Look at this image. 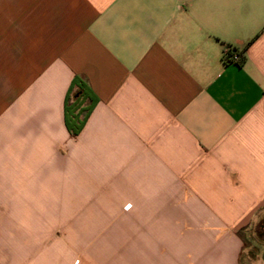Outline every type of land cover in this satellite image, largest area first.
Segmentation results:
<instances>
[{
    "label": "crops",
    "instance_id": "obj_1",
    "mask_svg": "<svg viewBox=\"0 0 264 264\" xmlns=\"http://www.w3.org/2000/svg\"><path fill=\"white\" fill-rule=\"evenodd\" d=\"M46 208L119 211L73 264H241L264 218V0H0V211ZM1 216L0 264H70Z\"/></svg>",
    "mask_w": 264,
    "mask_h": 264
},
{
    "label": "rangeland",
    "instance_id": "obj_2",
    "mask_svg": "<svg viewBox=\"0 0 264 264\" xmlns=\"http://www.w3.org/2000/svg\"><path fill=\"white\" fill-rule=\"evenodd\" d=\"M50 196H56V194ZM61 196L66 197L68 195ZM78 197L77 202L79 206H85L86 195L79 194ZM63 201L67 202L65 199ZM19 212L21 211H0L1 217L4 219L12 218V215L15 214L14 220L16 221L13 222L10 219L9 224H6L4 228L12 234L21 235L24 233L25 235H29L30 240H32L33 236H40L39 239L58 245L63 255L66 258L69 256L68 260L70 259V264H73L77 255L87 257L88 240L92 235L104 233L118 234L123 232L117 224V218L119 217V211L117 210L89 211L87 209L76 210L75 208L63 210L51 208L28 209L24 211L26 220L24 224H22L21 218H19ZM254 228L252 227L249 230L248 237H252ZM71 236L76 241L70 242L68 239ZM251 239L248 248L242 256L241 264H264V249L256 245L254 237ZM26 244H29L31 249H33L35 243L27 241Z\"/></svg>",
    "mask_w": 264,
    "mask_h": 264
},
{
    "label": "trees",
    "instance_id": "obj_3",
    "mask_svg": "<svg viewBox=\"0 0 264 264\" xmlns=\"http://www.w3.org/2000/svg\"><path fill=\"white\" fill-rule=\"evenodd\" d=\"M240 62H243V59H240ZM86 100L89 101L88 105L85 104ZM93 104V99L88 97L82 85L77 87L71 99L66 100L64 104V123L71 135L79 134L88 114L92 110ZM253 233L256 245L262 247L264 245V218L258 221Z\"/></svg>",
    "mask_w": 264,
    "mask_h": 264
},
{
    "label": "built area",
    "instance_id": "obj_4",
    "mask_svg": "<svg viewBox=\"0 0 264 264\" xmlns=\"http://www.w3.org/2000/svg\"><path fill=\"white\" fill-rule=\"evenodd\" d=\"M240 60V57L237 54L230 53V49H226L224 52V61L231 62V63H238Z\"/></svg>",
    "mask_w": 264,
    "mask_h": 264
}]
</instances>
